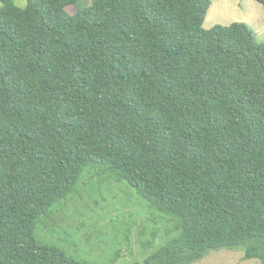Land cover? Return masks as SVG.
Instances as JSON below:
<instances>
[{
  "label": "trees",
  "instance_id": "1",
  "mask_svg": "<svg viewBox=\"0 0 264 264\" xmlns=\"http://www.w3.org/2000/svg\"><path fill=\"white\" fill-rule=\"evenodd\" d=\"M26 1L0 0V264H93L37 237L91 166L172 219L131 264L238 247L264 264L255 30L206 29L211 0Z\"/></svg>",
  "mask_w": 264,
  "mask_h": 264
},
{
  "label": "rangeland",
  "instance_id": "2",
  "mask_svg": "<svg viewBox=\"0 0 264 264\" xmlns=\"http://www.w3.org/2000/svg\"><path fill=\"white\" fill-rule=\"evenodd\" d=\"M89 5L92 0H81ZM204 27L247 21L264 41V4L258 0H211ZM25 7L26 0H16ZM3 3H0V8ZM67 10L73 14L76 7ZM217 18L216 22L212 19ZM249 19V20H248ZM212 23V24H211ZM126 180H108L89 167L78 190L55 206L37 227V237L64 249L70 256L93 264L141 262L167 240L172 219L151 209ZM43 216L41 217V219ZM148 242H150L148 244ZM193 264H260L247 259L243 247L213 250Z\"/></svg>",
  "mask_w": 264,
  "mask_h": 264
},
{
  "label": "crops",
  "instance_id": "3",
  "mask_svg": "<svg viewBox=\"0 0 264 264\" xmlns=\"http://www.w3.org/2000/svg\"><path fill=\"white\" fill-rule=\"evenodd\" d=\"M249 20V19H248ZM217 21V18H214V19H212V22H216ZM245 22H247V21H245ZM248 23V22H247ZM212 24V23H211ZM249 24V23H248Z\"/></svg>",
  "mask_w": 264,
  "mask_h": 264
}]
</instances>
